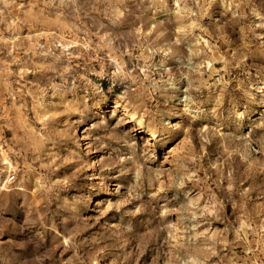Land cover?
<instances>
[{
  "label": "rangeland",
  "instance_id": "obj_1",
  "mask_svg": "<svg viewBox=\"0 0 264 264\" xmlns=\"http://www.w3.org/2000/svg\"><path fill=\"white\" fill-rule=\"evenodd\" d=\"M0 264H264V0H0Z\"/></svg>",
  "mask_w": 264,
  "mask_h": 264
},
{
  "label": "built area",
  "instance_id": "obj_2",
  "mask_svg": "<svg viewBox=\"0 0 264 264\" xmlns=\"http://www.w3.org/2000/svg\"><path fill=\"white\" fill-rule=\"evenodd\" d=\"M14 178H15V175L12 174V175L10 176V178H9V181L13 180Z\"/></svg>",
  "mask_w": 264,
  "mask_h": 264
}]
</instances>
